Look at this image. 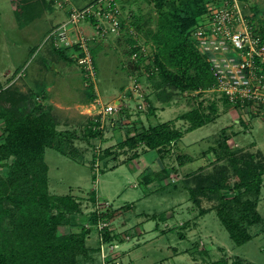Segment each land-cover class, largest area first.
Masks as SVG:
<instances>
[{"label": "rangeland", "instance_id": "374dc122", "mask_svg": "<svg viewBox=\"0 0 264 264\" xmlns=\"http://www.w3.org/2000/svg\"><path fill=\"white\" fill-rule=\"evenodd\" d=\"M17 1L0 0V93L10 90L31 95L33 107L27 103L20 108L36 114V105L43 103V91L37 89L42 78L48 84L59 86L58 91L51 93L53 102L47 104L57 118V129L64 132L62 144L69 151L76 149L78 158L84 162H76L47 147L48 189L54 194H73L80 203L81 213L88 216L104 207L120 208L107 225L99 228L92 227L90 222L85 224L87 228L92 227L86 237L87 244L94 249L99 246L93 264H103L102 241L104 254H110L106 259L110 258L108 261L112 264L115 261L120 264H209L224 256L229 259L228 264L236 257L252 264H264V181L257 205L263 219L249 226L253 237L243 244L232 240L215 210L199 216V208L182 188L185 175L215 160L214 154L204 151L224 128L236 132L227 142L232 149L260 151L264 155V110L255 112L226 104L213 86L205 90H180L158 83L156 46L148 30L156 28L161 9L182 7L187 0H163L162 4L157 0H115L121 18L126 21L118 34L96 35L94 27L82 21L80 28L88 36H94L91 47L95 48L96 75L91 81L73 56L78 46L45 42V34L50 27L49 31L67 19L71 7H82L96 0H49L54 2L53 8L25 26H20L15 18ZM241 1L250 23L257 29L264 28V0ZM138 15L143 17L140 27L137 22L132 25ZM59 20L62 21L54 24ZM126 37H131V41ZM133 49L138 51L136 57ZM115 101L118 110L106 113L104 107ZM214 103L218 104L220 115L184 132L176 144L161 150L162 155L142 144L134 150L118 145L133 127L174 120L183 130L188 123L176 119L179 114L193 107L207 111ZM1 105L5 110L6 104ZM3 124L0 119V142L4 136ZM90 125L92 130L100 131L96 137L88 136ZM107 147L112 149L110 154L101 158ZM134 151H139L141 156L128 159ZM180 153L194 158L179 164ZM163 167L173 169L168 178L162 179L163 185H159L157 178L148 185L144 182L143 175L150 169L158 171ZM7 171V167H0V175H6ZM210 205L203 202L204 207ZM70 215L71 221H75L80 214ZM105 227L116 235L112 242L101 241ZM79 228L73 226L74 230ZM67 229L61 227L63 232ZM187 249L194 253L190 254Z\"/></svg>", "mask_w": 264, "mask_h": 264}, {"label": "trees", "instance_id": "16d2710c", "mask_svg": "<svg viewBox=\"0 0 264 264\" xmlns=\"http://www.w3.org/2000/svg\"><path fill=\"white\" fill-rule=\"evenodd\" d=\"M210 1L187 0L182 7L163 8L158 12L156 28L149 29L148 33H151V40L156 46L155 64L158 66L159 85L180 90H205L214 85L211 66L192 37V29L207 12ZM162 2L157 0L159 4ZM53 6L54 2L49 0H18L15 18L20 26H25ZM142 18L138 15L132 25L137 22L140 27ZM125 22L122 19V25ZM258 30L264 35V28L259 26ZM126 38L131 41V37ZM92 54H95L94 47ZM1 89L0 84V92ZM222 96L226 104L241 108V105L233 104ZM32 98L31 95L28 97L10 90L0 93V106L6 104V108L3 106L5 110L0 108V119L4 122L0 167L8 169L6 175H0V264H93L99 246L96 249L89 246L86 237L100 221H112L120 208L104 207L88 216L81 213L80 203L73 194H54L49 191V168L45 161L47 147L56 149L76 162L83 163L84 160L78 158L76 149L69 151L62 144L64 132L57 129V118L44 97L41 98L42 106H38L40 103L36 105V114L24 109L27 103L33 107ZM21 104L23 108H20ZM152 108L156 109L153 103ZM219 115L217 103L207 111L193 107L176 117L187 121L185 129L178 128L174 120L148 127H133L127 130L118 145L134 150L142 144L147 149L158 150L159 155H162L161 150L176 144L184 132L213 121ZM92 126L87 134L96 137L100 131L92 130ZM227 130L222 129L209 149L204 151L214 154L215 160L185 175L182 188L188 192L190 201L199 208V216L215 210L232 240L236 244H243L253 237L249 226L263 219L257 205L264 181V155L260 151L232 149L227 142L236 132ZM66 135L71 137L69 132ZM111 150L110 147L105 148L101 158L110 154ZM132 154L128 159L141 156L139 151ZM177 158L179 164H184L192 161L194 156L180 153ZM171 170L166 167L158 171L150 169L143 175V180L148 185L157 178L160 180L159 185H163L162 179L168 178ZM204 201L211 205L204 207ZM75 213L80 215L71 221L70 214ZM87 222L91 223V229L85 227ZM74 225L80 228L74 230ZM61 227L68 229L63 232ZM102 231L103 239L112 242L116 235L107 227ZM186 251L194 253L192 249ZM228 262L229 259L224 256L209 264ZM232 264L252 263L236 257Z\"/></svg>", "mask_w": 264, "mask_h": 264}, {"label": "built area", "instance_id": "2783aa9c", "mask_svg": "<svg viewBox=\"0 0 264 264\" xmlns=\"http://www.w3.org/2000/svg\"><path fill=\"white\" fill-rule=\"evenodd\" d=\"M82 21L92 25L96 35L118 34L122 28L118 3L96 0L82 7L73 6L67 19L45 36V42L77 45L73 56L91 81L96 75L91 47L94 36H88L80 28ZM192 37L211 66L215 77L213 88L233 104L255 112L264 110V35L247 19L242 1L212 0L207 12L192 29ZM137 55L138 51H133V56ZM104 110L106 113L117 111V101L107 104ZM105 224L107 222L100 221L98 227ZM104 244L102 241V261L109 264L110 258H106L110 254H104ZM114 264L120 263L115 261Z\"/></svg>", "mask_w": 264, "mask_h": 264}, {"label": "crops", "instance_id": "0c3cea01", "mask_svg": "<svg viewBox=\"0 0 264 264\" xmlns=\"http://www.w3.org/2000/svg\"><path fill=\"white\" fill-rule=\"evenodd\" d=\"M87 5L88 4H90V3H86ZM85 4V5H86ZM84 5V6H85ZM83 6V5H82ZM66 13H64V15H65ZM62 20H59V21H57L56 23H54V24H58L59 22H61ZM52 27H50L48 30H47V32L51 29ZM47 32H46V34H45V36L47 35ZM55 66V65H54ZM54 66H52V67H54ZM55 68V67H54ZM56 69V68H55ZM53 75L55 74V72H53L52 73ZM42 83L38 86V90L39 91H43V97H44V101H46L47 103L48 102H53V99L52 98H54L53 97V95L51 94L52 92H56V91H58V88H59V86H55L54 84H52V83H50V84H48L49 82H47L46 83V80L44 79V78H42ZM55 80V79H54ZM175 250V252L177 253L178 252V250H177V248H175L174 249Z\"/></svg>", "mask_w": 264, "mask_h": 264}]
</instances>
